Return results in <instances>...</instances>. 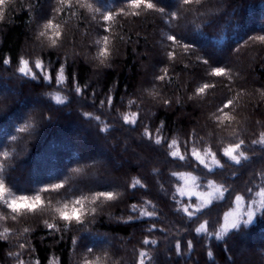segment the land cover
I'll return each mask as SVG.
<instances>
[{
  "label": "trees",
  "instance_id": "1",
  "mask_svg": "<svg viewBox=\"0 0 264 264\" xmlns=\"http://www.w3.org/2000/svg\"><path fill=\"white\" fill-rule=\"evenodd\" d=\"M91 2L99 12L77 8L75 16L72 9L57 13V0H6L0 6V87L6 88L0 92V152L11 153L4 162L6 185L27 195L65 185L42 194L43 209L0 221V232L12 229L0 239V264H83L86 256H99L104 264H138L140 251L148 254L145 264H264V207L223 239L214 235L235 196L254 199L264 185V144L252 143L264 132V43L249 39L264 35V0L191 5L154 0L165 13L118 16L110 32L104 31L108 24L102 16L119 11L123 0ZM49 19L61 25L56 46L39 37ZM105 35L109 56L101 63L97 56L103 45L95 42ZM170 35L179 44L168 40ZM182 45L190 47L185 51ZM21 58L29 61L35 79L18 71ZM37 59L50 81L35 68ZM218 67L228 75H211ZM61 68L64 82L57 83ZM165 69L166 78L158 80ZM204 83L215 87L196 95ZM57 94L63 103L56 102ZM228 100L233 104L224 112L235 120L219 126L213 114L222 115L218 109ZM133 113L136 123H125L123 115ZM25 126L27 131H18ZM146 128L152 139L144 134ZM240 139L248 159L237 165L222 149ZM172 140L186 159L169 155ZM193 146L200 153L210 147L222 167L209 171L191 156ZM105 148L102 163L98 151ZM77 168L82 171L74 172ZM185 174L194 175L204 190L213 181L228 191L189 217L182 207L192 205L194 211L201 201L183 193ZM135 180L140 184L133 188ZM100 191L116 198L93 205L97 211L83 223L68 224L48 209V199L63 203ZM132 205L154 215L134 212ZM45 220L56 227L47 228ZM205 222L207 231L197 233ZM145 239L155 243L144 244ZM14 252L20 256L9 255Z\"/></svg>",
  "mask_w": 264,
  "mask_h": 264
},
{
  "label": "snow or ice",
  "instance_id": "2",
  "mask_svg": "<svg viewBox=\"0 0 264 264\" xmlns=\"http://www.w3.org/2000/svg\"><path fill=\"white\" fill-rule=\"evenodd\" d=\"M124 7H121L119 11L116 12H108L106 14H103L102 19L103 21L108 24L107 27H104L105 32L111 31V24L115 23L116 18L118 16H139L142 14V12L145 11H156L159 13H165V8L159 7L158 3L154 2V0H123ZM200 4L201 0H182L183 5H191V4ZM6 4V0H0V6H3ZM58 7L55 9L57 13L60 11H64L65 9H72L71 12L72 16L76 15L75 9L82 8L86 9L89 13H97L100 11L98 8H94L93 3L91 0H57ZM95 19V15L92 17ZM171 19L177 18V14L175 12L170 14ZM42 31L39 33V37H45L48 41H50V46H56L58 39L61 36V25L58 23H53V20L49 19L47 23L43 25ZM49 30H51V35H49ZM38 37V38H39ZM168 40L172 41L174 44H179V41H177L175 36H168ZM252 41H259L260 43H264V35L250 37L249 38ZM110 37L108 35H105L101 37V39L97 40L95 43L98 45H103L98 52L97 58L100 59L101 63H104V61L109 56V44ZM185 51L189 49V45H182ZM169 58H174V53L169 52L168 53ZM4 63H9L8 60H5ZM20 66L18 67V71L21 74L24 75H31L33 79L36 78V73L32 72V69L29 67V61L27 59L21 58L20 60ZM204 63H207V61H204ZM35 68L40 70L41 75L44 76L45 79L51 80V76H49L44 69L43 63L37 59L35 61ZM211 75L214 76H227L228 71L225 68H213ZM167 76V70H164V75L158 76V80H164ZM64 82V75H63V68H61L60 73L57 77V83H63ZM211 87H215L213 84L204 83L200 87L196 89V95H202L205 93V91ZM76 91L79 93L80 89L77 87ZM54 99L57 103H63L64 99L61 98L58 94L55 95ZM103 104L104 102L101 101ZM108 103L111 104V98H109ZM133 103V102H130ZM167 103V101H165ZM233 104V100H228L227 103L223 105L222 108L218 109V112L222 113V115H215L214 119L219 122V126H223L225 124V121H228L229 123L233 120H235L234 116H231L229 113L224 112L225 108H228L230 105ZM86 116H90V114L85 113ZM136 113L132 114V117L130 118L129 115L124 114L123 120L125 123L135 124L136 123ZM96 119H99V117H95ZM104 131L107 130V127L102 129ZM19 132H25L27 131V126L21 127L18 129ZM146 136H148L149 139H152V134L148 131V129H145ZM234 134V133H233ZM13 140L16 139V137L12 138ZM162 141V138L158 137L155 139V143L160 144ZM245 141L243 139L238 140L236 143L228 144L227 146L223 147L222 149V155L224 157H227L228 160L232 161L233 163L239 165L241 164L242 160H247L248 157L245 155L244 151H241L242 146L244 145ZM253 144H264V132L260 133L259 140H253ZM169 149H172V151L169 152V155L173 158H178L180 160L186 159V154H181L179 150V146L177 144L176 140H172L168 144ZM204 155L211 157L212 163L215 167H222L221 162L219 159H217L216 152L212 151L210 147L205 148ZM191 156L195 158L201 165H204L205 168H208L209 171H212V168L209 167V164L206 162L205 159L201 158L200 150L193 146L191 149ZM11 156V153L8 151L0 152V208L9 210L7 214H5L4 211L0 210V221H6L8 219H11L12 221H16L19 217L24 216L28 213H34L38 210H41L44 208V199L42 198V194L45 192H59L60 189L64 188V183H56L53 185H50L49 187H45L42 189H39L34 195H27V194H17L12 190V188L8 185H6L5 178H4V171H5V161L9 160ZM76 173H80L82 169L77 168L73 170ZM173 175H176V173H173ZM190 175V174H188ZM192 179L195 181L197 178L192 177ZM140 184L139 180H135L131 187L135 188L137 185ZM206 187L210 189V191L207 192V200H204L201 198V204L198 206H195L194 211H190V208H192V205H185L182 207V211L186 213L189 217L193 216L195 212H200L202 207H207L212 203L213 199H223L224 194L228 191V189L224 185H218L213 181H208ZM249 192L252 191V189H248ZM255 196L260 197V207H264V185H262L258 192L255 193ZM116 198V194L112 192H93L90 194H80L78 196H75L72 199H66L61 203L60 201H57L56 204H53L50 199L47 200L48 209H51L54 211L58 218L60 220L65 221L68 224H71L73 222L75 223H83V217L86 215L94 214L97 211V207H94L93 205H98L99 203H105L107 201L114 200ZM244 197L242 195L237 194L235 196V203L240 206L243 204ZM150 203V202H147ZM257 201L255 199L251 200V204H256ZM251 204L249 206L248 211L237 214L236 216H233V213H226L224 217V224L220 226V229L218 232L214 233L217 239H223L225 235L229 232L230 229H236L240 227V224H248L252 221V218L254 216V211L251 208ZM59 205V206H57ZM132 211H140L141 215H154V213L147 212L143 209H138L136 205H132ZM47 210V209H45ZM243 216H246L247 219H242ZM229 217H233L232 219H229ZM45 225L49 229H54L56 225L54 223H49L47 220L44 221ZM207 222L202 223L198 228L195 229L197 233L206 232L207 231ZM154 227V226H153ZM25 232L28 231L27 228L24 229ZM12 232V229L8 227H4L3 231L0 232V239H7L8 235ZM144 244H150L155 243V241H150L148 239H145L143 241ZM189 247H191V242L189 241L188 244ZM25 245L21 244L20 248L23 249ZM177 251L179 252L180 244L177 243L176 245ZM87 252L89 254H92L93 250L88 249ZM10 256L19 257L20 253L14 252L9 253ZM147 253L144 251H140L139 253V260L138 264H145V258L147 257ZM211 255V253H209ZM150 259V257H149ZM18 264H24L23 260H18ZM38 264V262H37ZM83 264H104V261H102L101 257L96 256L95 259H88L87 256L85 257Z\"/></svg>",
  "mask_w": 264,
  "mask_h": 264
},
{
  "label": "rangeland",
  "instance_id": "3",
  "mask_svg": "<svg viewBox=\"0 0 264 264\" xmlns=\"http://www.w3.org/2000/svg\"><path fill=\"white\" fill-rule=\"evenodd\" d=\"M4 91H6V88L0 87V92L3 93ZM108 151H109L108 148H105L103 150L100 149L98 151L99 155H101V158L99 159L100 162L106 163ZM200 154H201V158L205 159L206 162L209 164V167L213 168V163H212L211 157L205 156L204 153H200ZM92 174L94 176L95 173L92 172ZM31 175L33 176V174H31ZM192 177H194V175H192V174H190V175L185 174L182 176V191H183V193L188 195V196H195L199 199V201H201V198L204 200H207L208 199L207 192L210 191V189L207 188L206 190H204V189L200 188L198 186L196 180L194 181L192 179ZM112 181H114V180H110L108 182H112ZM254 199L257 201L256 204H251L252 199L246 200L244 198L242 205L238 206L235 203L233 208H231L227 213H233V216H236L237 214L248 211L250 204H251L252 210L255 213L258 209H262L263 207H260V197L255 196ZM224 217H225V215H224ZM224 217H223L222 225L225 222ZM232 218L233 217H229V219H232ZM242 219H247V217L243 216Z\"/></svg>",
  "mask_w": 264,
  "mask_h": 264
}]
</instances>
